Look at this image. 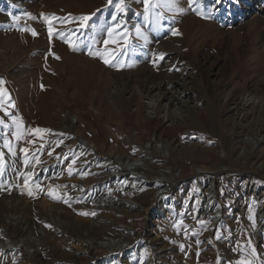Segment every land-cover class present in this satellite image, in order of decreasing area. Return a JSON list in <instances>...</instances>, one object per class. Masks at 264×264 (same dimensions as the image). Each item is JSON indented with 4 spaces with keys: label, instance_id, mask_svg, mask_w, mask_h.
Returning <instances> with one entry per match:
<instances>
[{
    "label": "rangeland",
    "instance_id": "rangeland-1",
    "mask_svg": "<svg viewBox=\"0 0 264 264\" xmlns=\"http://www.w3.org/2000/svg\"><path fill=\"white\" fill-rule=\"evenodd\" d=\"M106 3L107 0H0V79L5 81L3 87L15 105L8 111L23 119L26 133L16 140L10 117L0 112V119L9 125L0 126V152L5 160V172L0 178V228L7 231L11 241L25 242L33 237L29 252L18 249L16 263L0 249V264H140L141 258L143 264H235L241 254L239 246H246L249 240L264 258V141L255 144L250 139L255 123L264 118V0H222L219 4L216 0H194L191 6L181 0L183 13L164 12L171 19H166L160 29H145L149 38L146 45L136 38L134 28L144 24L143 16L138 15L143 13V4L125 0L127 10L120 16L131 35L127 57L121 54L114 61L125 60V66L119 69L88 54L89 44L92 51L104 49L106 29L115 12L114 5L105 7ZM197 11L210 18H201ZM9 13L19 20L14 21ZM92 13L95 15L88 27L80 29L75 18ZM45 17L56 18L50 21L51 40ZM21 28L35 30L38 35L33 37ZM173 28L179 35H172ZM66 39L75 47L70 48ZM108 48L116 50L113 44ZM159 83L171 85L156 114L148 117L142 105L146 101L143 89ZM251 95L255 97L254 104L243 118L236 107ZM167 110L168 114L181 111L182 117L176 119L171 114L170 119L163 120ZM66 113L70 133L62 130ZM35 128L49 132L42 139L27 134V129ZM153 135L169 143L173 150L167 160L154 152L155 160L149 163L152 170L170 167L171 174H176L179 168L182 178H191L194 167L217 172L225 164L234 171L214 178L222 210L212 233L208 230L210 220L197 214L200 200H210L206 189L186 181L180 183L170 196L171 205L163 206L162 218L155 217L153 221L146 220V208L158 215L165 194L154 200L153 189L140 186L138 179L125 175L105 177L117 166L116 159H139L141 148L153 143ZM5 138L10 140L15 155L3 147ZM81 139L86 148L81 146ZM28 140L34 143L28 144ZM58 142L62 143L57 146ZM24 147L29 148L27 166L20 151ZM242 148L248 157L240 161L237 155ZM93 155L104 161L92 163ZM46 166L60 170L41 176L40 170ZM33 169H37V176L30 179L33 196H29L22 174L32 173ZM204 178L205 175L198 177L201 181ZM14 183L26 208L9 190ZM82 183L102 195H112L110 203L125 199L137 205L92 208L89 202L74 198L77 191L68 193ZM242 184L249 186L248 193H240ZM49 191L60 198L53 199ZM41 198H46V206L36 209L30 205ZM5 199L11 200V205H6ZM50 205L55 207L51 213L46 209ZM137 206L145 209L132 212ZM4 211L23 218L15 226L4 223ZM80 212L96 215L82 216ZM250 214L255 219V229L248 219ZM119 225L126 228L128 236H136L129 240L128 248L113 254L94 249L96 241L113 236L124 240V228L120 230ZM153 244H159L166 253L152 257Z\"/></svg>",
    "mask_w": 264,
    "mask_h": 264
},
{
    "label": "bare ground",
    "instance_id": "bare-ground-1",
    "mask_svg": "<svg viewBox=\"0 0 264 264\" xmlns=\"http://www.w3.org/2000/svg\"><path fill=\"white\" fill-rule=\"evenodd\" d=\"M160 48V47H159ZM159 48H157V50H159ZM161 49V48H160ZM171 84L169 83H164L161 84L159 83L158 86L157 85H152L150 84L149 86H145L146 89H143V98H145V102H143L144 107L146 106V115L148 117H153L156 113L155 110L157 109L158 105L162 102L163 99H165L167 93L166 90H169L167 88V86H169ZM174 85V84H173ZM178 85V84H177ZM183 86V85H182ZM159 90V91H158ZM174 91V90H173ZM183 91V90H182ZM170 92V91H169ZM168 92V93H169ZM250 93V92H249ZM253 92H251L252 94ZM257 99V98H256ZM187 100V99H186ZM255 101V97L253 98L252 95L251 97H248V99H246V101L244 100L239 107L238 111H235L237 113H239L238 115H241L242 117L247 113V109L251 104H254ZM166 103V102H165ZM186 103V102H185ZM168 104V103H167ZM166 105V104H165ZM164 105V106H165ZM187 105V104H185ZM169 105H167L168 107ZM142 107V106H141ZM139 108V107H137ZM136 108V109H137ZM135 109V110H136ZM140 110V109H139ZM168 111H164L163 112V120H167L170 119V115L172 114V116L174 118L176 117H182L181 115V111L180 112H175L173 111L171 114H168ZM138 113V112H137ZM235 113V112H234ZM69 115V113H66V117L63 118V131L69 132L71 131L69 124L67 123V116ZM135 116V115H132ZM140 116V115H139ZM171 116V117H172ZM70 117V116H69ZM68 117V118H69ZM145 117V116H144ZM244 118V117H243ZM144 119V118H143ZM177 119V118H176ZM239 124V123H238ZM256 127L254 130L251 131V141H254L255 144L259 143L261 144L262 141H264V118H259V121H257L256 123ZM241 126V125H240ZM238 127V126H237ZM250 134V133H249ZM157 136V135H156ZM155 135H153V143L148 142L145 144V146L143 148H141L139 155L141 156L139 159H135V160H122L121 158L116 159V164L117 166L113 167L112 169H110V171H108L107 173H105V177H107V179H112L114 176H130L138 179L140 181L139 184H141L144 187H148L149 189L152 188L154 191V194L152 196V199L156 200L157 198H159L161 195H164L163 199L161 200V208L162 210H160L158 212V215H156L157 218H162V214L165 213L164 211V205H171V195L174 192V190L176 189V187L182 183V182H187L190 183L192 186L199 188V189H206L208 192V197H210V200L208 201H204L203 199L200 200L198 208H197V214L199 216H205L207 219L210 220V225H209V232L212 233L214 226L216 225L217 220H219L220 215H221V210L222 207L219 206V204L217 203V194L215 192V176L218 174H222V173H233L234 171L229 169L225 164H223V166L219 167V171H215L212 170L210 168H193L191 170V178H182L183 176V172L181 169L177 168V173L176 174H171V169L170 167H166L163 169H158V170H152L149 167V163L153 162V160H155V157L153 155L154 152H158L161 154V157L164 160H167L169 157L170 152L173 150L172 147L170 146L169 143L166 142H162L160 140H158L156 138ZM82 140V139H81ZM260 140V141H259ZM83 144H81L82 147L86 148V142L83 141ZM250 148L252 149V146H250ZM242 152L240 154H238V160L242 161L245 160L246 157H248L247 152H245V148L241 149ZM249 152V151H248ZM221 154H224L223 149L221 150ZM94 159L92 160V163H96L98 161H104V159L102 158H96V155H93ZM108 162V160H106ZM222 168H224V170H222ZM259 168V167H258ZM42 169V168H41ZM59 167H49L46 166L43 171L40 170L41 176L43 175L42 173H48L49 175H51L54 172L59 171ZM148 171L152 172V174H148ZM37 172V169H33L32 173L34 175V173ZM201 175H205V178L203 181L199 180L198 177ZM37 176V175H34ZM196 178V179H194ZM104 183H106V181H104ZM107 185V184H106ZM16 183L13 184V186L9 189L10 192L12 193V195L15 197V199L19 200V205H21L22 208H26L27 203L24 202L22 199H20L17 195V191H16ZM251 188V186H250ZM249 186L248 185H241L239 190H241L240 193L242 194H246L249 192ZM77 193L74 195L75 199H79V200H84L86 202H89L91 204L92 208H106L104 205L107 204L109 209H117L119 207H127V206H135L136 207V203L130 201V200H125V199H120L118 201H115L114 203H110V201L113 199V196L108 194V193H104V195L101 194L100 191H98L97 189L90 187L89 189L87 187L84 186V184H79L76 190H70L68 193L69 194H73V192ZM89 193V194H88ZM105 196V197H104ZM122 201L125 202L124 205H120V204H115L116 202L122 203ZM215 201V202H213ZM6 203V205H11L10 202H12L11 200L9 201L8 199H5L4 201ZM16 202V203H18ZM47 200L46 198H41L39 202H32L30 205L33 208L38 209L40 206H46ZM138 207V206H137ZM55 209L54 206H47V210H49V213H51V209ZM137 209H145L142 206H139L138 208L132 210V212H134ZM147 209V215L146 218L147 220H155V215H152L148 210L150 208H146ZM220 209V210H219ZM15 214V213H14ZM11 214V213H3V222L4 223H13L14 226L15 224L22 220V215H18L16 217H14L15 215ZM12 217V218H10ZM14 217V218H13ZM10 218V219H9ZM97 218V217H95ZM93 224V223H91ZM122 228H124V230L121 231V233L123 234V236L125 235V239L124 240H119L117 238H115L113 236V239H109L107 241H96L94 244L92 242H90V244L95 245V248H99L102 249L104 252V250L107 253H111L113 254L114 252H120L125 250L126 248L129 247V240L131 238L135 239L136 236L135 234H131L128 236V234L125 232V227L119 225V229L121 230ZM90 229H95L94 226H90ZM128 229V228H127ZM145 229V228H144ZM149 229V225H146V230ZM0 249H2L3 251H7V253L5 255L7 256H11L12 259V263H16L18 262V258H19V248H24L25 250H27L29 252L28 249L31 248V245L29 243L30 240L33 239L32 236L29 237V240L27 241H11L10 236L8 235L7 231L4 230L3 228H0ZM133 235V236H132ZM135 237V238H134ZM115 238V239H114ZM60 241H65L64 239L60 240ZM124 248H123V247ZM150 248H154V255L156 254H161L165 251L160 250L159 248L156 247L155 244H153V246L150 245ZM17 250L15 251L13 254H11L8 250ZM10 257V258H11ZM11 263V262H10Z\"/></svg>",
    "mask_w": 264,
    "mask_h": 264
},
{
    "label": "snow or ice",
    "instance_id": "snow-or-ice-1",
    "mask_svg": "<svg viewBox=\"0 0 264 264\" xmlns=\"http://www.w3.org/2000/svg\"><path fill=\"white\" fill-rule=\"evenodd\" d=\"M143 4V13H138V15L143 16L144 24H136L134 26L135 28V36L138 40H142L144 44L146 45L149 42L148 35L145 33V29H147L149 26L152 29H160L162 27L163 22L166 19H171V17H166L164 12H169L172 13L173 15L180 14L184 12V8L181 7V0H137V3ZM189 6H191L194 3V0H187ZM216 3H222V0H216ZM115 7V12L111 16L112 23L107 27L106 29V38L103 40L104 44V49L97 50V51H92L91 47L92 45L89 44V56H98L105 65H108L110 67H116L117 69L125 66V60H119L118 62L114 63V61L117 60V57L121 54H123L125 57H127V46L130 43V30L125 27L126 21L120 16L121 13H125L127 10L125 0H107V3L105 7ZM157 9H163V11H157ZM97 11H100L97 9ZM196 14L200 16L201 18H210V17H205V14L203 11H197ZM10 16H12L11 13H9ZM95 15V13H92L90 15H81L79 17H76V21L79 23V28L80 29H85L88 27L89 21L92 19V17ZM12 19L19 20V17L12 16ZM29 19H34V17H31L29 15ZM46 21H49V26H48V34H49V39H52L53 36V27L51 25V20L56 19L55 17H45L44 18ZM20 31H30L31 35L33 37L37 36L38 33L35 30L32 29H27V28H21L19 29ZM172 35H179V32L177 29L173 28L171 29ZM63 35V34H61ZM65 43L68 44L70 48H74L75 44L74 42L70 40H65ZM95 43V39H93V42ZM113 44L116 46V50H109L108 45ZM54 55V54H53ZM55 59H59L58 56H54ZM164 54L161 53L159 54V59H163ZM155 65V61H154ZM128 67H131L132 64H127ZM5 84V81L0 79V112H3L6 117H10L12 125L15 126V131L12 133V136L16 140H21L25 133V125L23 119L12 112H9V108H14L15 105L11 100V96L8 93L7 89L3 87ZM0 126L3 128H8L9 125L6 123L4 120L0 119ZM27 134L29 135H34L37 137H40L41 139L43 138V134L48 133L49 130L47 129H41V128H35V129H27ZM28 144H33L34 140H28ZM62 142H58L57 146ZM43 144H41V148H43ZM3 147L8 149V151L15 155V150L13 149V146L10 142L9 139L5 138ZM20 151L24 153L25 155V166L28 165V153H29V148L24 147L21 148ZM49 155H52V152L48 153ZM36 162L39 163V159L36 158ZM75 160L72 161V164H75ZM5 172V160H4V155L2 152H0V178L3 177ZM69 175H72V165H69L68 168ZM24 176V190H27V195L33 196V192L31 188L29 187V182L30 179L33 175V173H25L22 174ZM82 175H88V173H83ZM2 187V185H0ZM36 187L39 188L40 185L36 184ZM24 190H22V194H24ZM49 196H51L53 199H59L60 197L55 194L53 191H49ZM67 203V201H65ZM250 213L252 212V209L249 210ZM79 215L82 216H95V212H80ZM248 219L252 222V227L255 229V219L253 215H249ZM199 223L203 226L205 224L204 221H199ZM45 227H51L50 225H45ZM195 234V233H194ZM217 239L220 238L219 233H217ZM211 242V241H209ZM196 243L199 245L200 241L197 240ZM181 249L183 250V245L180 246ZM250 250V251H249ZM239 251H240V256L239 259L236 260L235 264H264V258H261L258 253L256 248L252 245L251 240L247 242V245H240L239 246ZM147 250H145L144 255H147ZM199 255V253H197ZM140 264H143V258H141ZM219 264V261L217 262Z\"/></svg>",
    "mask_w": 264,
    "mask_h": 264
},
{
    "label": "water",
    "instance_id": "water-1",
    "mask_svg": "<svg viewBox=\"0 0 264 264\" xmlns=\"http://www.w3.org/2000/svg\"><path fill=\"white\" fill-rule=\"evenodd\" d=\"M80 141V144H83V142H82V140H79ZM140 186H142L141 184H139ZM94 188V187H93ZM105 197V196H104ZM115 204H120V205H124L125 204V202L124 201H122V203H119V202H116ZM106 208L108 207V205L107 204H105L104 205ZM156 217V216H155ZM123 247V246H122ZM124 248V247H123ZM151 249V248H150ZM153 249L154 248H152L151 250H152V254L154 253V251H153ZM154 256V254L152 255V257ZM151 257V258H152Z\"/></svg>",
    "mask_w": 264,
    "mask_h": 264
},
{
    "label": "crops",
    "instance_id": "crops-1",
    "mask_svg": "<svg viewBox=\"0 0 264 264\" xmlns=\"http://www.w3.org/2000/svg\"><path fill=\"white\" fill-rule=\"evenodd\" d=\"M145 213H146V212H144V214H145ZM153 215H154V214H153ZM165 216H166V215H165ZM145 218H146V217H145ZM146 220H147V218H146ZM157 242H158V241H157ZM155 245H156V247H158L159 244H155ZM158 248H159V247H158ZM159 249H160V248H159ZM170 249H171V248H170ZM170 249H169V250H170ZM160 250H163V249H160ZM163 251H165V252H164V254H165L167 250H163Z\"/></svg>",
    "mask_w": 264,
    "mask_h": 264
}]
</instances>
